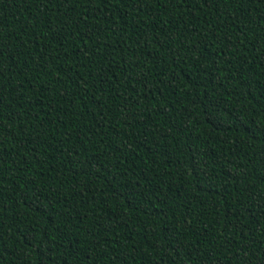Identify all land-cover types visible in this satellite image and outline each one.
<instances>
[{
	"label": "trees",
	"instance_id": "obj_1",
	"mask_svg": "<svg viewBox=\"0 0 264 264\" xmlns=\"http://www.w3.org/2000/svg\"><path fill=\"white\" fill-rule=\"evenodd\" d=\"M0 264H264V0H0Z\"/></svg>",
	"mask_w": 264,
	"mask_h": 264
}]
</instances>
